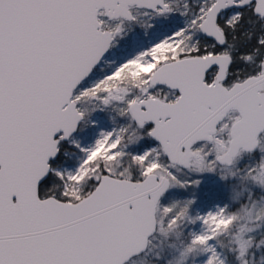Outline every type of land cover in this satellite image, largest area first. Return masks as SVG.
Masks as SVG:
<instances>
[{"label":"snow or ice","instance_id":"obj_1","mask_svg":"<svg viewBox=\"0 0 264 264\" xmlns=\"http://www.w3.org/2000/svg\"><path fill=\"white\" fill-rule=\"evenodd\" d=\"M258 202L264 0H0V264H264Z\"/></svg>","mask_w":264,"mask_h":264},{"label":"rangeland","instance_id":"obj_2","mask_svg":"<svg viewBox=\"0 0 264 264\" xmlns=\"http://www.w3.org/2000/svg\"><path fill=\"white\" fill-rule=\"evenodd\" d=\"M145 71H146L145 69L137 67L136 73H134L133 75L136 76L138 74L144 73ZM110 130H111V127L109 125L105 124L102 128L90 130L86 134H78L77 138L82 139L84 142V145H88V144L93 143L94 140L97 138V132L98 131H110ZM68 167L70 170L75 167V157H73V160L69 162ZM257 183H258V181H257ZM236 193L239 194L238 199L242 200L246 204L248 203V201H247L248 192L246 190V185L241 184L239 187H237L235 190V193H233V195H235ZM257 194H259V193H257ZM261 208H264V203L258 202L256 208H252L249 205V207L246 209V211L241 213V218L239 220L240 221L239 227L252 228L253 225L249 222V217L247 215V212L255 213V212L260 211ZM218 227H220V226L218 225ZM253 230L255 231V229H253ZM237 234H239V233H237ZM221 243L225 246V248H229L235 243V241L230 236H226L222 239ZM168 245H175V248L174 249H168ZM181 246H182V239H177L175 236H171V240L170 239L168 241L163 240V242L154 239L149 246V250L151 249L152 251H151V253L149 252L148 255L143 257V261L147 262V261H145V260H147V258L152 259V257L157 252L161 251V249H165L168 251L178 253V250L181 248ZM176 258H178V256ZM138 264H143V263L139 260Z\"/></svg>","mask_w":264,"mask_h":264},{"label":"trees","instance_id":"obj_3","mask_svg":"<svg viewBox=\"0 0 264 264\" xmlns=\"http://www.w3.org/2000/svg\"><path fill=\"white\" fill-rule=\"evenodd\" d=\"M239 224H240V221L238 222V228H239ZM238 233V232H237ZM171 240V236H168V237H157V238H155V240H158V241H162L163 242V240H166V241H168V240ZM154 240V239H153ZM151 249L149 250V252L151 253ZM140 261L143 263V264H155V261L154 260H152V259H150V258H147V260H145V261H147V262H144L143 261V258H141L140 259Z\"/></svg>","mask_w":264,"mask_h":264}]
</instances>
